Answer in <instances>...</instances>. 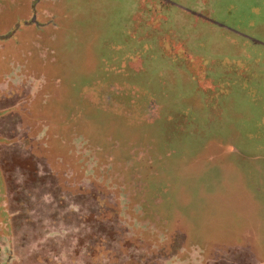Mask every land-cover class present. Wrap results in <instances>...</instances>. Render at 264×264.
I'll return each mask as SVG.
<instances>
[{"label":"rangeland","instance_id":"rangeland-1","mask_svg":"<svg viewBox=\"0 0 264 264\" xmlns=\"http://www.w3.org/2000/svg\"><path fill=\"white\" fill-rule=\"evenodd\" d=\"M0 264H264V0H0Z\"/></svg>","mask_w":264,"mask_h":264}]
</instances>
